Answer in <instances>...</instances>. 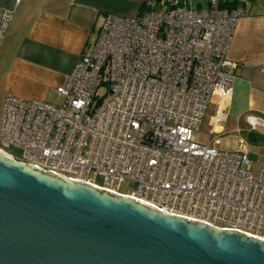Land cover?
<instances>
[{
  "label": "built area",
  "instance_id": "built-area-1",
  "mask_svg": "<svg viewBox=\"0 0 264 264\" xmlns=\"http://www.w3.org/2000/svg\"><path fill=\"white\" fill-rule=\"evenodd\" d=\"M249 2L144 0L133 16L104 15L56 87L60 102L5 95L0 151L168 216L264 240V158L254 177L242 140L234 151L216 147L238 67L226 53ZM11 18L0 8V44ZM212 105L202 145L196 136ZM247 119L250 131H264ZM126 181L132 188L121 193Z\"/></svg>",
  "mask_w": 264,
  "mask_h": 264
},
{
  "label": "water",
  "instance_id": "water-1",
  "mask_svg": "<svg viewBox=\"0 0 264 264\" xmlns=\"http://www.w3.org/2000/svg\"><path fill=\"white\" fill-rule=\"evenodd\" d=\"M0 264H264V240L0 151Z\"/></svg>",
  "mask_w": 264,
  "mask_h": 264
},
{
  "label": "crops",
  "instance_id": "crops-1",
  "mask_svg": "<svg viewBox=\"0 0 264 264\" xmlns=\"http://www.w3.org/2000/svg\"><path fill=\"white\" fill-rule=\"evenodd\" d=\"M143 2L0 0V8L12 11L0 44L1 94L60 102L56 87L64 84L81 54L92 46L102 17L133 16ZM244 8L226 53L238 67L222 130L229 120L237 128H249L247 118L264 123V0H250ZM210 110L209 124L213 105ZM257 133L250 131L249 136Z\"/></svg>",
  "mask_w": 264,
  "mask_h": 264
},
{
  "label": "rangeland",
  "instance_id": "rangeland-1",
  "mask_svg": "<svg viewBox=\"0 0 264 264\" xmlns=\"http://www.w3.org/2000/svg\"><path fill=\"white\" fill-rule=\"evenodd\" d=\"M88 52L85 51V53ZM3 98L4 96L1 94L0 91V120H1V112H2V105H3ZM56 100V99H55ZM55 100L52 101H46L49 103L56 102ZM45 101V100H44ZM59 101V100H58ZM207 113L202 119V123L200 126L199 132H197V141L199 143L206 144L209 139V116L213 112L210 110V107L207 108ZM256 131H258L257 134H255L254 137H250L249 132L250 128H237L236 125H232L230 120L227 122V125L225 129L221 132L220 135L217 137L219 138V144H217V148L220 150L225 151H234L238 148V143L240 140H242L247 148V150L250 152L248 155L250 160H252V171L254 177L258 174V167L260 165L261 160L264 158V131L262 128H258ZM262 134H260V133ZM9 152H11L13 155L17 156V152L14 149H10ZM97 182H99V179H97ZM132 188V184L130 182H123L119 191L121 193H129Z\"/></svg>",
  "mask_w": 264,
  "mask_h": 264
}]
</instances>
